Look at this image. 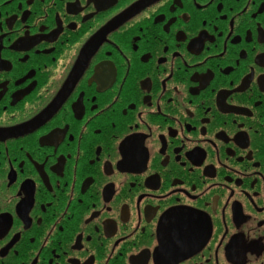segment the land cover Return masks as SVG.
<instances>
[{
  "label": "flooded vegetation",
  "instance_id": "obj_1",
  "mask_svg": "<svg viewBox=\"0 0 264 264\" xmlns=\"http://www.w3.org/2000/svg\"><path fill=\"white\" fill-rule=\"evenodd\" d=\"M0 264H264V0H0Z\"/></svg>",
  "mask_w": 264,
  "mask_h": 264
}]
</instances>
